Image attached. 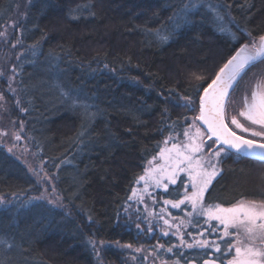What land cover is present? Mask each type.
<instances>
[{
	"label": "trees",
	"instance_id": "1",
	"mask_svg": "<svg viewBox=\"0 0 264 264\" xmlns=\"http://www.w3.org/2000/svg\"><path fill=\"white\" fill-rule=\"evenodd\" d=\"M18 1L0 0V32ZM85 3L94 5L95 16L85 13L73 19L76 13L70 10ZM181 3L27 0L18 34L23 50L14 64L21 106L28 109L21 121L44 172L54 175L66 208L36 198L27 206L22 205L29 199L1 204L0 239L13 247L0 245V261L126 264L124 252L114 245L144 242L127 226L123 212L144 163L158 153L170 125L187 114L173 98H196L198 105L196 86H206L247 42L241 29L264 34V0H208L213 6H230L219 9L223 22L201 8L192 24L178 29L167 43L147 34L171 30L169 17ZM34 45L36 56L31 54ZM57 80L65 90H80L102 110L83 137L82 120L60 96ZM221 170L205 194L206 202L228 206L242 198L264 200V164L229 157L223 159ZM30 193H40L35 178L0 145V197ZM93 240L107 244L99 254L102 263ZM155 241L153 235L145 243ZM163 242L174 245L173 240ZM180 251L190 261L202 257L195 264L208 258L199 251ZM169 260L185 264L174 254Z\"/></svg>",
	"mask_w": 264,
	"mask_h": 264
},
{
	"label": "snow or ice",
	"instance_id": "2",
	"mask_svg": "<svg viewBox=\"0 0 264 264\" xmlns=\"http://www.w3.org/2000/svg\"><path fill=\"white\" fill-rule=\"evenodd\" d=\"M93 7L94 5L90 3L78 5L70 10L76 13L72 18L80 19L85 13L94 17ZM222 7L230 6L220 4L213 6L208 3V0H182L169 17L172 24L171 30L165 29L163 32L159 29L155 32L149 30L147 34L159 43H167L178 29L192 24V16L201 8H207L214 13L218 21L223 22L224 15L219 11ZM13 27H16L15 23ZM220 30L223 32L225 28L221 26ZM241 31L246 35L247 42L241 44L234 54L226 59L206 86H196L199 95V111L192 124L182 133L185 142H175L170 133L163 141L166 146L160 148L158 157L153 156L147 162L145 174L139 176L137 180V183L144 181L142 193L138 197L140 203L144 202V194L151 196L148 191L150 186L162 188L165 193L171 195L169 185H177L179 181V187L175 189V198L164 199L163 204L170 205L174 209H180L181 205H190L191 210L185 213L189 219L173 217V220L178 219V222L173 224L165 218V215H158L157 219L163 221L161 234L168 237L170 230L175 228L172 235L178 239L180 248L199 251L202 256L208 257L203 259V264H217V262L219 264H264V200L242 198L230 206H223L220 203H208L205 198L213 180L221 174L219 165L223 159L247 158L264 164V71L261 70L264 68V34L254 35L247 28ZM230 34L234 41L238 39L235 33ZM3 36L5 32H0V37ZM19 43L21 41L17 40V44ZM15 46L14 44L13 47ZM37 53L38 49L34 45L31 54L36 56ZM17 59L19 60L20 57L18 56ZM20 67L22 69L23 65L21 64ZM11 71L12 75L8 78V91L16 96V89L11 86V81L15 79L17 73L16 67L13 66ZM3 75V71H0V76ZM195 78L203 79L201 76ZM249 81L254 82L250 89L247 87ZM242 84L245 87L239 100V110L235 115H230L228 104L236 102L235 94ZM55 87L60 89V96L70 110L80 116L83 131L79 135L85 136L95 118L101 115L102 110L98 105L89 103V98L85 97L80 90H65L59 80ZM4 99V95L0 93V100ZM185 99L189 103L182 106L189 111H195L190 98ZM15 104L20 111H28L21 106L19 98L15 99ZM197 121L200 123L197 124ZM2 135L7 133L0 132V136ZM15 138L19 140L21 137L16 134ZM170 140L173 142L168 147ZM83 142L82 140L81 143ZM182 173L187 177V182L181 176ZM180 189H183L182 194ZM133 195H136L135 190ZM155 202L153 198V203ZM31 203L30 199L22 206ZM49 203L53 202L49 201ZM145 211L149 217L155 215L154 212H148L147 205H145ZM165 212L166 209L161 208V213ZM187 228L193 231L185 232L183 229ZM136 229L137 235L143 234L140 223L136 224ZM147 231L154 234V226L151 223L148 224ZM186 235L191 238L190 241L185 238ZM0 245H6L9 250L13 247V244L3 239H0ZM92 247L95 251L94 243ZM122 247L131 248L132 245L126 244ZM157 247L164 249L165 246L158 244ZM180 248L172 245L166 251L184 258L185 264H193V261L202 258L194 256L190 261L185 258V253L180 251ZM0 264H6V262L0 261ZM176 264H179V260Z\"/></svg>",
	"mask_w": 264,
	"mask_h": 264
},
{
	"label": "rangeland",
	"instance_id": "3",
	"mask_svg": "<svg viewBox=\"0 0 264 264\" xmlns=\"http://www.w3.org/2000/svg\"><path fill=\"white\" fill-rule=\"evenodd\" d=\"M26 4L27 0L18 1L13 15L10 17V19L7 21L1 31L5 32V36L0 37V71H3L4 73L3 76H0V93L4 95L5 99L0 100V132H6L7 135L0 136V145H2L10 155L18 159L26 167L29 173L35 178L37 185L40 187V193H30L26 196L21 195L18 197L1 196L0 201H2V203H0V205H9L12 202L24 203L26 199L32 200L37 197H42L41 199L45 200L48 203L49 201H52L53 203L50 204L55 206L56 208L65 209L66 207L62 202L63 200L58 190L56 189L55 177L51 173L44 172L42 168L43 163L32 149L31 141L29 139V136L25 132L23 122L21 121L22 111H20L19 107H17L15 104V99L19 98L17 73L15 79L11 81V86L16 89V96H14L11 92L8 91V78L12 75L11 69L14 66L13 63L15 62L16 58L20 56L23 50V46L20 43L17 44V40H19V27L24 18ZM14 23L16 27H13ZM14 44L16 45L15 47H13ZM252 86V81L248 82L247 87L250 89ZM241 94L239 95V97L235 94L236 102L228 104V110L230 109L232 115H235L236 111L239 110V100ZM185 98L186 97L183 96L173 98V100L177 104H179L183 109H185L184 112H186L187 114L183 116L180 123L170 125L171 127H169L168 134H166L162 138L160 148L166 146L163 141L168 138L170 133L173 136L175 142H185V138L183 137L182 133L185 129L189 127V125L192 124L194 117L198 115L197 99L189 97L191 100L192 107L195 108V111H189L188 108L182 106L186 103H189V101ZM16 134L20 135L21 138L19 140L15 138ZM172 142L173 141L170 140L167 146L170 147ZM207 143H211V141H207ZM9 149H11V151H9ZM158 153L155 156L158 157ZM149 160L144 163L139 176L145 174V169L148 167L147 162ZM219 167L221 169V164L219 165ZM139 176L134 182L133 189L130 193L131 198H129V201L125 206L123 215L125 216L127 226L132 229H135L136 231H138L136 229V224L140 223V230L143 233L141 234V236L144 242L137 245H133L131 248L122 247L124 244H115L114 246L118 247L119 250L124 252L125 259L128 262L126 264H164V262H166V264H176L174 260H169L170 256L173 253H167L166 249L169 246L164 245L163 242L166 240H173V244L176 245L177 248H180L178 239L174 235H172V233L175 231V228H172L170 230V235L168 237L162 236L161 229L163 227V221L158 220L157 217L158 215L163 214L165 215V218L169 219L171 223L175 224L178 222V219H189L188 217H186L185 213L186 211H190L191 207L190 205H181L180 209H174L170 205L165 206L163 204L164 199L175 198V189L179 187V181L177 185H169V192L172 193L171 195L165 193L162 188L157 189L154 186H150L148 191L149 193H151V196H149L148 194H144V202L140 203L138 197L142 193L144 181H140L139 183H137ZM181 176H183L185 182H187V177L183 173L181 174ZM134 190L136 192V195H133ZM180 191L182 194L183 189H180ZM153 198L156 201L155 203H153ZM145 205H147L148 212H154V216L149 217L147 215V212L145 211ZM161 208H165L166 212L161 213ZM182 209L184 211H182ZM168 213H171V215H168ZM138 217L140 219H138ZM173 217H177L178 219L173 220ZM149 223L154 226V234H150L147 231ZM183 230L185 232L193 231V229L191 228ZM153 235L158 238V241H155L152 244L145 243L149 239L153 238ZM185 238L189 241L191 240V238L187 235L185 236ZM161 239L163 240L161 241ZM93 242L96 245L95 255L98 258L97 261L98 263H102L99 254L107 246V244L102 243V241L96 240H93ZM158 244H163L165 246L164 249L158 248ZM137 249H140V251H137Z\"/></svg>",
	"mask_w": 264,
	"mask_h": 264
},
{
	"label": "flooded vegetation",
	"instance_id": "4",
	"mask_svg": "<svg viewBox=\"0 0 264 264\" xmlns=\"http://www.w3.org/2000/svg\"><path fill=\"white\" fill-rule=\"evenodd\" d=\"M261 70L264 71V68H262ZM247 79H248V78H246V80H247ZM249 82H250V81H249ZM253 83H254V82H252V84H253ZM243 89H244V84L240 86V90L236 93V96L239 97V95L241 94V92L243 91ZM236 96H235V97H236ZM228 111H229V114L232 115V112L230 111V109H229ZM237 111H238V110H237ZM237 111H236V113H237ZM245 135L247 136V134H245ZM256 139L259 140L260 138H256Z\"/></svg>",
	"mask_w": 264,
	"mask_h": 264
},
{
	"label": "water",
	"instance_id": "5",
	"mask_svg": "<svg viewBox=\"0 0 264 264\" xmlns=\"http://www.w3.org/2000/svg\"><path fill=\"white\" fill-rule=\"evenodd\" d=\"M234 54V53H233ZM198 103H199V98H198ZM198 111H199V108H198ZM198 122V124L200 123L199 121H197Z\"/></svg>",
	"mask_w": 264,
	"mask_h": 264
},
{
	"label": "bare ground",
	"instance_id": "6",
	"mask_svg": "<svg viewBox=\"0 0 264 264\" xmlns=\"http://www.w3.org/2000/svg\"><path fill=\"white\" fill-rule=\"evenodd\" d=\"M13 64H15V62Z\"/></svg>",
	"mask_w": 264,
	"mask_h": 264
}]
</instances>
